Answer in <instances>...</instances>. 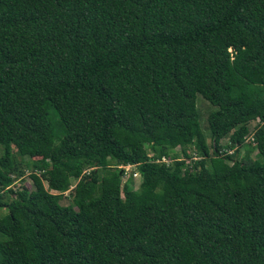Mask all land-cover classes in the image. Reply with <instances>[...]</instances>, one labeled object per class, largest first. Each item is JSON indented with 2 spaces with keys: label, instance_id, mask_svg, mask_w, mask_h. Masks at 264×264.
Wrapping results in <instances>:
<instances>
[{
  "label": "trees",
  "instance_id": "trees-1",
  "mask_svg": "<svg viewBox=\"0 0 264 264\" xmlns=\"http://www.w3.org/2000/svg\"><path fill=\"white\" fill-rule=\"evenodd\" d=\"M0 147V264H264V0H0Z\"/></svg>",
  "mask_w": 264,
  "mask_h": 264
},
{
  "label": "rangeland",
  "instance_id": "rangeland-1",
  "mask_svg": "<svg viewBox=\"0 0 264 264\" xmlns=\"http://www.w3.org/2000/svg\"><path fill=\"white\" fill-rule=\"evenodd\" d=\"M195 105L197 107L198 115H199V123H200V128L202 130V133L205 137V140L207 143H209V132L207 129V123H206V117L209 112L215 109L213 105H211L209 102H207L204 98H202L200 95L196 94L195 97ZM208 112V113H207ZM255 125V121L249 122L248 128L250 129V132L252 131V127ZM226 139H223L220 141L221 144L225 143ZM245 144L244 146L240 147L238 150V156H241L243 154H247L250 158L254 160H258V156L256 154V149L254 148L253 144L251 143L250 137H246L245 139ZM11 151L16 157L17 161L21 160V170L22 174L14 177L13 183L11 185L12 189H18V188H26L30 189L32 187L31 181L28 177V174L31 172V168L27 166V162L34 160V159H29V158H22L18 154V152L15 150L13 146H11ZM2 152V148L0 147V154ZM174 152L179 154V151L174 150ZM133 168L131 166H125L123 176L121 178V182H129L130 186L132 189L137 190L138 188V183L140 182L141 178L139 175L133 176L129 173H132ZM49 172V169L46 168L44 170V173L47 175ZM15 174V172H14ZM45 186V182H43ZM73 185V182L71 183V186ZM71 186L68 187L67 190L61 193V198L59 200L60 204H67L71 200ZM10 197H12V194H10ZM3 209H0V212H3Z\"/></svg>",
  "mask_w": 264,
  "mask_h": 264
},
{
  "label": "built area",
  "instance_id": "built-area-1",
  "mask_svg": "<svg viewBox=\"0 0 264 264\" xmlns=\"http://www.w3.org/2000/svg\"><path fill=\"white\" fill-rule=\"evenodd\" d=\"M161 161H164V162H166V160L164 159V158H162L161 159ZM125 168V166L123 167V169ZM125 173V172H124ZM129 174H131V175H133V176H137L138 174L136 173V172H132V173H129Z\"/></svg>",
  "mask_w": 264,
  "mask_h": 264
}]
</instances>
